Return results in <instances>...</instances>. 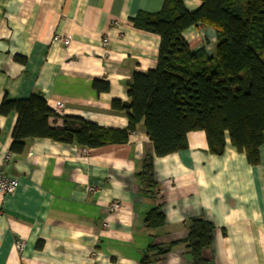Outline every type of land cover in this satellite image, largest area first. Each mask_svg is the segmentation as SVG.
Returning <instances> with one entry per match:
<instances>
[{"label": "crops", "instance_id": "crops-1", "mask_svg": "<svg viewBox=\"0 0 264 264\" xmlns=\"http://www.w3.org/2000/svg\"><path fill=\"white\" fill-rule=\"evenodd\" d=\"M162 3L0 0V101L40 91L51 109L62 102L66 116L125 128L126 116L111 100H128L132 74L156 66L159 45L157 35L133 27L129 18L156 12ZM182 3L192 11L201 0ZM55 34L69 37L70 45L53 42ZM182 37L191 49L212 55L213 27L192 25ZM94 80L109 89L97 93ZM16 117L0 115V164L18 180L12 193L0 192V264H192L185 240L193 218L214 225L203 252L210 264H264V138L255 166L228 140L221 155L208 153L201 130L186 134V148L156 157L142 122L124 144L84 148L33 138L13 153ZM49 124L62 127L63 120L50 117ZM147 156L155 194L142 192L137 176ZM112 202L117 209L110 210ZM158 205L164 224L156 229L144 218Z\"/></svg>", "mask_w": 264, "mask_h": 264}, {"label": "trees", "instance_id": "trees-1", "mask_svg": "<svg viewBox=\"0 0 264 264\" xmlns=\"http://www.w3.org/2000/svg\"><path fill=\"white\" fill-rule=\"evenodd\" d=\"M129 21L157 35L159 45L156 66L132 74L128 100H111L112 109L124 112L127 126L104 127L63 115L62 127H52L49 118L56 115L40 91L19 99L3 96L0 115H17L9 151L21 153L24 141L33 138L84 148L124 144L142 122L156 157L186 148V134L201 130L208 153L221 155L228 140L244 153L248 164L257 165L264 138V0H201L192 11L182 0H163L158 11H138ZM198 24L215 29L211 56L203 48L191 49L182 37L185 29ZM13 59L25 62L18 54ZM92 86L97 93L109 89L101 80H94ZM137 176L142 192L156 193L152 157L143 159ZM144 221L151 228L162 227L160 205ZM186 225L192 264H210L203 252L211 245L214 225L201 218L190 219ZM167 249L159 248V253Z\"/></svg>", "mask_w": 264, "mask_h": 264}, {"label": "built area", "instance_id": "built-area-1", "mask_svg": "<svg viewBox=\"0 0 264 264\" xmlns=\"http://www.w3.org/2000/svg\"><path fill=\"white\" fill-rule=\"evenodd\" d=\"M53 42H58L68 47L71 43V40L67 36H62L59 34H55L52 38ZM108 43V38L105 36L102 38L101 44L102 46H106ZM53 111L56 117H62L64 115V104L62 102H56L53 106ZM18 186V180L16 178L8 177L2 170V166L0 164V192L3 193H12ZM118 208V204L116 202H112L110 204V210H115ZM18 249H22L23 242L19 241L16 243Z\"/></svg>", "mask_w": 264, "mask_h": 264}]
</instances>
